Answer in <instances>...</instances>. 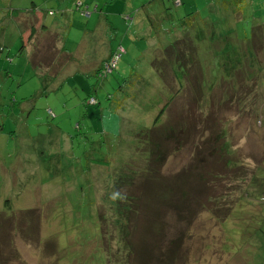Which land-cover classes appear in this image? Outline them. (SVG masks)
<instances>
[{"label":"rangeland","instance_id":"374dc122","mask_svg":"<svg viewBox=\"0 0 264 264\" xmlns=\"http://www.w3.org/2000/svg\"><path fill=\"white\" fill-rule=\"evenodd\" d=\"M81 1L89 6V16L79 10L72 11L75 0L35 1L39 6L59 9L58 17L44 14L43 21L54 33L58 47L63 45L71 53L69 62L56 49L50 53L46 50L54 45L53 33L46 35L40 29L41 12L32 16L24 11L15 17V9L30 6L31 0H0V260L3 264H121L112 260L113 256L106 253L101 243L98 210L108 213L110 209V197L114 193L112 177L118 172L112 169L115 163L120 168L125 154L129 156L131 151L132 160L128 162L131 172L139 168L144 176L148 175L149 165L144 166V161L147 162L149 150L139 136L131 139L130 132L139 134L140 129L150 128L166 96L162 81L151 65L157 42L150 38L147 14L160 19L166 6L175 20L197 12L209 23H223V14L211 7L217 0H182V4L163 0L164 6L162 0ZM250 1L256 7L255 15L264 19V0ZM221 3L224 5L223 0ZM95 6L99 8L94 10ZM103 7L105 14L100 13ZM103 15L114 30L106 26ZM68 17L69 23L64 24ZM31 25L36 29L32 38L36 47L30 44L32 41L24 46ZM234 25L248 34L251 32L250 24ZM191 30V27L185 29L188 34ZM194 31L196 43L204 45L207 41L198 37L205 31L199 32L197 24ZM120 45L125 52L116 68L106 79L98 80L95 69L100 66L98 73L110 71L113 62L103 61L110 49L115 51ZM204 46L197 47L193 57L205 61L202 71L208 79L200 88L204 107L210 111L202 108L201 112L208 113V117L198 128L197 136L203 140L207 132L219 136L226 131V141L232 145L238 166L252 171L260 167L264 177V86L261 79L252 82V78L264 73V67L248 64L251 57L247 56L240 68L238 45H226L223 50L210 48L209 52ZM35 52L39 67L54 60L60 66L67 63L66 69L58 75L48 69L42 73L47 76L40 77L41 73L31 62L30 54ZM183 53L189 56L187 48ZM234 57L238 59L237 65L231 64ZM77 70L83 73L75 74ZM135 71L140 73L138 82L142 80L136 82L139 88H135L132 98L137 103L130 105L126 101L117 108L118 82ZM239 79L246 81L251 90L243 97L241 93L233 96L230 92L234 99L241 98L237 104L241 109L229 108L227 93L237 88ZM92 85L96 92L92 89L90 99L97 100L94 105L84 101ZM108 92L113 95L111 100L106 98ZM15 98L24 101L16 104ZM220 98L225 106L218 110L216 103ZM196 124L193 118L192 128ZM176 150H168L165 172L185 166L186 151ZM107 153L112 163L91 167L89 158L100 159ZM193 163L190 159L179 174L189 171ZM217 170H214L217 175L223 172ZM207 176L199 182L194 178L188 181L191 183L188 190L195 196L199 193L197 187H204V182L208 186L185 224L188 231L182 247L185 256L178 258L183 259V264H264V186L257 181L250 184V180L243 184L245 176L238 173L224 172V179L211 175L208 181ZM130 197L141 199V195ZM221 205L225 206L214 209ZM235 205L239 213L229 217ZM158 212L170 223L176 221L170 209ZM135 235L140 236L139 253L150 254L144 226ZM112 247L117 248L113 243ZM128 260L131 264L130 257ZM168 262L165 259L162 264ZM175 264H181L180 260Z\"/></svg>","mask_w":264,"mask_h":264},{"label":"trees","instance_id":"16d2710c","mask_svg":"<svg viewBox=\"0 0 264 264\" xmlns=\"http://www.w3.org/2000/svg\"><path fill=\"white\" fill-rule=\"evenodd\" d=\"M35 1L31 0L30 6L28 7L16 8L14 12L15 17H20L19 14L24 11L32 16H36L38 12H41L42 23L40 29H42L44 31L43 33H46V35L49 32L53 33L49 29V26L44 23L43 15L47 14L49 16L58 17L57 14L59 9L52 7L47 8L45 4L39 6ZM223 1L224 5H222L221 0H217V3L211 6L215 8L216 13L219 12L221 15L223 14V23L221 24L209 23L208 20H205V18L201 17V14L197 12H192L188 17H181L179 20H175V18L166 11L168 8L164 6L163 0L162 3L165 7V12L163 15H160V19H157L154 14H147L149 30L152 34L150 38L153 39L154 43L157 42V45H155L152 50L151 65L162 81L164 94H160L166 96L164 104L156 115L150 128H145L144 130L140 129L139 131L142 132H139V134L130 132L131 139L132 137L135 138L139 136L149 150L150 154L146 158L147 162L144 161V166L145 164L149 165L148 175L144 176V172L142 173L139 168L131 172V165L128 164L129 160H132L130 155L131 151L129 156L125 154L124 160H121L120 168L118 164L115 163L116 166L112 169V171L118 172L112 177L111 188L114 192L120 191L126 198L111 199L108 213L104 212L103 209L98 210L101 243L106 253L114 257H112V260L120 261L121 264H130L128 260L129 257L132 261L131 264H162L165 259L169 261L168 264H175L179 260L180 263L183 264V259L178 257H183V254L185 256V251L184 253L182 252L184 239L188 233L185 224L196 211L198 204L201 203L202 197L206 194L208 186V183L205 184L204 182V187H197L199 193L195 196L193 192L188 190L191 185V183L188 182L190 179L194 178L195 182H199L204 179L205 175H212L216 178L222 176L224 172L234 175L238 173L240 176H245L244 182H242L243 184L250 180V184L253 183V181H257L261 186H264V177L259 170L260 167H257L254 171L248 168L243 169L241 166H238V161H234L232 145L226 141V131L221 132L219 136L210 135L209 132H207L203 140L202 136H197L199 134L198 128L208 117V113L204 114L201 112L202 108L206 111L210 110L204 107V95L200 88L205 80L208 79V76L203 74L202 71V64L205 65V61L195 60L193 57L195 49L205 45V51L209 52L210 48L223 50L226 45H238L240 68L245 64L244 58L247 56L252 58H249L247 61L248 64H259L264 67V19H260L255 15L256 7L250 0ZM108 3L109 2H105L104 4ZM176 3L182 4L183 2L182 0H176ZM97 8L99 7L95 6L94 10H97ZM104 9V7L100 8L101 14H105ZM74 10H79L87 16L91 14L89 6L81 0H75V8L72 9V11ZM66 14H68V12L65 13V16ZM103 19L106 21V26L114 30L106 15H103ZM192 21H194L193 24ZM225 21H227L228 24H225ZM66 23H69V17L68 21L64 24ZM235 23L250 24V34L246 31L244 32L242 28H236V25H234ZM196 24L199 32H202V30L205 31L198 37V40L207 41L204 45L196 43V33L194 31V26ZM56 26H58V24H56ZM187 27H191L192 29L190 34L185 31ZM22 31L25 32L23 29ZM28 32L27 41L31 42L36 32L35 27L31 25ZM166 34L168 36H166ZM52 38L54 45L52 48L48 46L46 50L50 53V51L56 49L62 53L63 56H67V60L70 62L71 53L65 50L63 45L58 47V43L54 41V33ZM229 38H233V40L229 41ZM191 41L193 42V46ZM31 44L32 46H37L33 41ZM185 48L189 50L188 57L183 53V49ZM245 51L247 52L245 53ZM124 52L125 49L121 45L115 51L110 49L108 56L103 62H113L111 70L98 73L101 69L100 66H98L94 72L95 77L100 81L106 79L108 74L112 73L116 68L117 61ZM202 54H204V52H202ZM30 56L33 67L41 73L38 74L42 78L47 76V74L44 76L42 73L46 72L48 69L51 73L52 70H54L58 75L59 73H63L64 69L67 67V63H61L60 66V64L53 60L52 64L41 68L39 67L40 64H38L37 61L35 62L36 52L31 53ZM238 59L235 57L231 59V64L237 65ZM222 62L226 64L224 59ZM132 69L135 70V67H132ZM81 73L83 72L77 70L75 74L80 75ZM139 79L140 73L135 71L124 76L122 80L118 82L117 91L118 96H120L116 102L117 108L126 101L130 103V105H135V103H137L132 100V98L135 88H139V84L137 83H141L142 81L140 80L138 82ZM257 79H261L262 85L264 86V73L252 78V82L256 83ZM91 87V92L87 94L84 101L94 105L97 103V100L91 101L90 98L93 96L92 89L95 91V86L92 85ZM248 88L250 87L247 82H243V79H239L237 88L229 90L227 93L229 108L241 109V107L237 105L241 98L237 100L234 99L233 96L241 93L243 97L246 92L251 90ZM146 92L150 94L148 90H146ZM230 92L233 93V96ZM137 93L138 95L140 94V92ZM106 98L107 100H111L113 98L112 93L108 92ZM23 101L24 100H17L15 98L16 104L22 103ZM233 104L236 106L234 107ZM220 106H225L221 98L216 103L218 110ZM139 111H141V106ZM164 114L165 118L163 117ZM169 115H174V117H170ZM193 118H196L197 124L192 128ZM12 133L13 132H10V135ZM119 135H117L116 138H119ZM127 138L129 139V136H127ZM129 147H131V140ZM173 148L180 151L185 148L183 149L186 151L185 154L187 156L183 164V166H185L177 171H166L168 172L166 173L164 171V161L166 160V156L170 153V151H168L169 149L173 150V152H177V150ZM190 159H193L195 163L191 165L189 171L179 174L180 171L188 165ZM90 161L91 167L101 163H108L109 161L112 163L109 153L104 154L100 159L91 157L89 158V162ZM123 167L127 169V171ZM217 167L223 170V172H220L218 175L214 173V170L218 171ZM257 170L259 171L258 173L256 172ZM208 176L205 179L207 181L209 179ZM221 178L224 179L225 176ZM134 195H141V199L137 200L134 197H130ZM185 195H191V197L186 198L184 197ZM209 202L212 201L209 200ZM224 206L225 205H221L214 209L220 210ZM166 209H170L171 213L175 215V222L170 223L168 218L160 216L161 214H159L158 210L161 211ZM232 209L235 210L228 214L229 217L239 213L236 205ZM188 213L189 216L187 217L186 215ZM226 214L227 212L225 215ZM168 222L170 223L169 226H167ZM143 226L145 228V238L150 254L139 253L142 249L139 240L140 236H136L135 232L137 229L141 230ZM112 243L117 246L115 250H113ZM1 261L2 260H0V262ZM107 262L110 263V260L108 259ZM1 264H3V262H1Z\"/></svg>","mask_w":264,"mask_h":264},{"label":"clouds","instance_id":"9594fccd","mask_svg":"<svg viewBox=\"0 0 264 264\" xmlns=\"http://www.w3.org/2000/svg\"><path fill=\"white\" fill-rule=\"evenodd\" d=\"M110 198L111 199H124L126 197L120 191H115Z\"/></svg>","mask_w":264,"mask_h":264},{"label":"crops","instance_id":"0c3cea01","mask_svg":"<svg viewBox=\"0 0 264 264\" xmlns=\"http://www.w3.org/2000/svg\"><path fill=\"white\" fill-rule=\"evenodd\" d=\"M24 33H26V31L24 32ZM29 41L28 42H24V46H28L29 45ZM31 44V43H30Z\"/></svg>","mask_w":264,"mask_h":264}]
</instances>
